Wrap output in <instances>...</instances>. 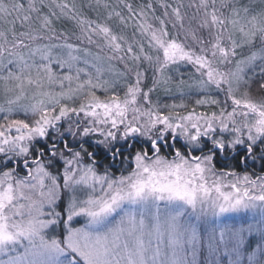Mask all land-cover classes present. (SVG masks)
Masks as SVG:
<instances>
[{"label": "snow or ice", "instance_id": "6c2138e0", "mask_svg": "<svg viewBox=\"0 0 264 264\" xmlns=\"http://www.w3.org/2000/svg\"><path fill=\"white\" fill-rule=\"evenodd\" d=\"M84 7L0 0V264H264V0Z\"/></svg>", "mask_w": 264, "mask_h": 264}, {"label": "trees", "instance_id": "16d2710c", "mask_svg": "<svg viewBox=\"0 0 264 264\" xmlns=\"http://www.w3.org/2000/svg\"><path fill=\"white\" fill-rule=\"evenodd\" d=\"M69 3H72L73 0H68ZM107 2L110 4V5H115L117 4L118 0H107ZM131 2L134 4V5H137V4H141V3H146L147 0H131ZM168 2L172 3L174 6H175V3H176V0H168ZM185 4H187L189 2V0H184ZM75 3L77 4V6L79 7L81 4H83L85 7L83 8V12L84 14H86L87 16H89L91 19L95 20L98 18L100 19H103L104 15H106L105 13V10L103 8L99 9V10H95L93 8H89L87 7L88 3H89V0H75ZM93 3H94V0H93ZM118 11L121 10L120 8L117 9ZM163 13V9L162 8H159L157 6V12H156V15H162ZM126 14V13H125ZM189 14H191V10H189ZM115 24V21L113 22ZM57 27L58 28H65L67 30H69L70 32L71 31H77L75 29V26L73 25V23L71 21H67V20H64V21H61V22H58L57 23ZM171 30V29H170ZM126 34L127 35H131V32H132V28L129 27L128 29L125 30ZM73 42H75L74 38H73ZM83 46H88V45H83ZM92 47V50L93 51H96L95 47L94 46H90ZM107 51V50H105ZM181 72L184 73V79L185 80H188L189 82H191V76L189 78V75L191 73V75L195 76V72H194V68H192L191 66H181ZM173 78L174 80H179L180 77L177 75V74H173ZM149 75H151V73H149ZM98 94H101L102 93H98ZM215 94V93H213ZM161 95V102L162 103H172L173 100L175 99V101L178 103L179 100L181 99V97L179 96L178 93H176V90H175V87L173 86V94L172 95H169L167 97L164 96L163 93H160ZM199 98V96L196 94L195 90L193 89L192 93L190 94L189 97H185V99H187L189 101V104H190V107L194 105V101L195 99ZM221 100H223V94H220L219 97ZM200 109H206V108H198V110ZM207 110H210V109H207ZM180 144H183V141H179ZM164 154L165 155H168L169 154V150H165L164 151ZM107 164L109 165L110 167H112V171L117 174L118 172H120V168L122 167V165H120L119 163H117L115 166H113L111 164L110 161H103L100 165H99V170L100 171H103L104 169V165ZM222 165H218V167H221ZM249 168L248 169H245L243 167V165H241L240 167L237 168V171L239 172H244V171H249V170H257V169H264V167H262L260 165L259 162L257 163H249ZM249 171V172H251Z\"/></svg>", "mask_w": 264, "mask_h": 264}, {"label": "rangeland", "instance_id": "374dc122", "mask_svg": "<svg viewBox=\"0 0 264 264\" xmlns=\"http://www.w3.org/2000/svg\"><path fill=\"white\" fill-rule=\"evenodd\" d=\"M95 52V51H94ZM173 74H176V73H174L173 72ZM189 75V78H190V76L191 77H194L193 75H191V73L190 74H188ZM198 111H208L207 109H200V110H198ZM249 163H252V162H249ZM244 167V166H243ZM245 168V167H244ZM249 167H247V168H245V169H248ZM249 171H251V170H249ZM102 172V171H101ZM251 172H254V174L255 175H260V174H262V173H264V169H257V170H252ZM23 174V173H22ZM120 174V172H118L116 175H119ZM126 174V173H125ZM237 220H238V222H240V217L238 216L237 217ZM84 221H83V219H81L80 221H79V223L80 224H82ZM76 226H79V224H77Z\"/></svg>", "mask_w": 264, "mask_h": 264}]
</instances>
